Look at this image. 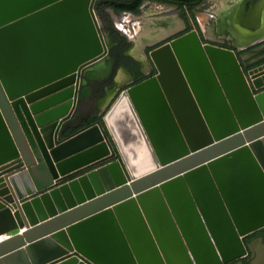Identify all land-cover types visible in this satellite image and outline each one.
I'll use <instances>...</instances> for the list:
<instances>
[{
  "label": "water",
  "instance_id": "1",
  "mask_svg": "<svg viewBox=\"0 0 264 264\" xmlns=\"http://www.w3.org/2000/svg\"><path fill=\"white\" fill-rule=\"evenodd\" d=\"M94 2L0 0V264L245 257L264 228V48L243 62L193 30L85 125L108 56Z\"/></svg>",
  "mask_w": 264,
  "mask_h": 264
},
{
  "label": "flooded vegetation",
  "instance_id": "2",
  "mask_svg": "<svg viewBox=\"0 0 264 264\" xmlns=\"http://www.w3.org/2000/svg\"><path fill=\"white\" fill-rule=\"evenodd\" d=\"M102 1L103 0H95L93 9L97 27L102 33L103 40L108 48V56L106 57L103 68L97 71L96 75H93L90 79L87 78V83L85 84V87H83L90 88L91 93L87 100H90L93 103L95 101L97 103L101 99L108 96L111 91L116 89L117 82H121L120 78L122 77V71L125 72L126 76L122 79L123 87H121V89L127 87L128 84H136L148 77L154 76L157 73V69L149 57L151 51L160 48L172 40L178 39L193 30H196L194 24L197 22V18L194 16V10L207 2V0H201L198 4L189 5L187 4L188 2H194L197 0H176L183 1L184 3H175L169 0H130L143 1L142 6L140 7V13L134 14L127 11L116 12L112 7L103 6L101 4ZM259 1L260 0H243L242 3L246 4L250 2L252 5L256 6ZM149 2H160L173 7V12L167 13L160 18L168 19L174 17L180 21L181 19L179 17H181L182 21L179 22L178 28L169 31L167 34L163 35L154 42L146 43L141 48L139 53L143 54L144 57L138 58L132 53V51L137 47V42L135 41L134 36H136L138 32L134 31H136L135 26L138 23L137 17L142 14L144 8ZM227 2L228 4L229 2L230 4H233L232 0H228ZM104 11H108L113 18H107L106 14L103 13ZM122 13L134 15V18L130 21L132 22L131 25L134 26V31L129 25L127 26L128 22L124 23V26H121V24L117 22L114 15L120 16ZM260 19L262 21V17H259L258 20ZM199 34L203 43H212L205 34L201 35L200 32ZM118 95V93L114 92L109 106H111ZM87 119L90 121L89 124L97 121L95 118H91V116L89 118L87 117ZM243 242L248 252L247 255L230 264H261L262 261L259 259L258 253L262 248H264V228L244 237Z\"/></svg>",
  "mask_w": 264,
  "mask_h": 264
},
{
  "label": "bare ground",
  "instance_id": "3",
  "mask_svg": "<svg viewBox=\"0 0 264 264\" xmlns=\"http://www.w3.org/2000/svg\"><path fill=\"white\" fill-rule=\"evenodd\" d=\"M216 1L219 2L217 5L218 11L221 12L219 22H221L224 30H228L236 37L240 45L244 46L253 40L264 38V0H260L256 6L250 2L244 4L242 3L243 0H234V4L228 6H225L226 0ZM259 17H262V21L261 19L258 20ZM163 21L164 23L162 22L159 27L143 30L134 36L137 47L132 53L135 57H144L143 54L139 53L146 43L154 42L169 31L179 27L180 21L174 17L164 18ZM125 76V72L122 71V77L120 78L122 82Z\"/></svg>",
  "mask_w": 264,
  "mask_h": 264
},
{
  "label": "rangeland",
  "instance_id": "4",
  "mask_svg": "<svg viewBox=\"0 0 264 264\" xmlns=\"http://www.w3.org/2000/svg\"><path fill=\"white\" fill-rule=\"evenodd\" d=\"M227 1L228 0H226L225 2V6L232 5L230 4V2L228 4ZM232 2L234 4V0H232ZM216 3L217 5L219 4V2H217L216 0H207L205 4L199 6L198 8H195L194 16H196L197 22L194 24V27L196 28L197 31L201 33V35L205 34L212 43L216 45L225 46L228 45L227 43L228 40L226 38L221 39L219 36L225 35L227 37V36H231L230 35L231 33L229 31H225L223 33L218 31L217 21L219 20L221 12L218 11L217 6L214 7ZM171 12H173V7L170 5H165L160 2H149L144 8L142 14L139 17H137L138 23L135 26L136 31L133 30L134 26L131 25L132 22L128 21L127 26L129 25L134 32H141L143 30L156 28L159 27L162 22L164 23L163 18L160 17ZM103 13L106 14L107 18L110 19L113 18L111 17L112 15L108 11H104ZM179 18L181 19L180 21H182V18L181 17ZM231 44H233V40ZM258 255H259V259H261L262 261L261 264L264 263V248L260 250Z\"/></svg>",
  "mask_w": 264,
  "mask_h": 264
},
{
  "label": "crops",
  "instance_id": "5",
  "mask_svg": "<svg viewBox=\"0 0 264 264\" xmlns=\"http://www.w3.org/2000/svg\"><path fill=\"white\" fill-rule=\"evenodd\" d=\"M216 6H217V3L216 5H214V7ZM217 28H218V31L222 33L225 31H228V30L223 29L221 22H219V20L217 21ZM230 35L231 36H227V37L225 35H221L219 37L221 39L226 38L228 40L227 42L228 45H225L224 47L236 49L238 51V55L241 57L243 62H246V61L254 62L258 60L260 56L263 54L262 51L264 48V39L256 43H253L252 45L248 46L246 49H243L239 47L240 44L236 40V37L232 33ZM232 40H233V44H231ZM109 104H110V99L107 100L103 104L100 101H98L97 103L95 101L93 103L90 100L89 101L85 100L84 104H82V107L80 109V115L83 119H85L84 124H89L90 121H88L89 119H87L89 115H91V118L93 119L95 118L96 120H99L105 114L106 110L108 109ZM23 231L24 229H21L20 233H22Z\"/></svg>",
  "mask_w": 264,
  "mask_h": 264
},
{
  "label": "trees",
  "instance_id": "6",
  "mask_svg": "<svg viewBox=\"0 0 264 264\" xmlns=\"http://www.w3.org/2000/svg\"><path fill=\"white\" fill-rule=\"evenodd\" d=\"M101 4L103 6H109L114 8L116 12L127 11L132 12L134 14H138L140 13V7L142 6L143 1L103 0Z\"/></svg>",
  "mask_w": 264,
  "mask_h": 264
},
{
  "label": "built area",
  "instance_id": "7",
  "mask_svg": "<svg viewBox=\"0 0 264 264\" xmlns=\"http://www.w3.org/2000/svg\"><path fill=\"white\" fill-rule=\"evenodd\" d=\"M114 17L116 18L117 22L121 24V26H124V23L131 21L134 18V15L122 13L120 16L114 15Z\"/></svg>",
  "mask_w": 264,
  "mask_h": 264
}]
</instances>
